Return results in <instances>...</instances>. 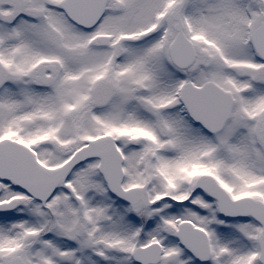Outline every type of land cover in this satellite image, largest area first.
<instances>
[{
  "label": "snow or ice",
  "instance_id": "6c2138e0",
  "mask_svg": "<svg viewBox=\"0 0 264 264\" xmlns=\"http://www.w3.org/2000/svg\"><path fill=\"white\" fill-rule=\"evenodd\" d=\"M0 264H264V0H0Z\"/></svg>",
  "mask_w": 264,
  "mask_h": 264
}]
</instances>
